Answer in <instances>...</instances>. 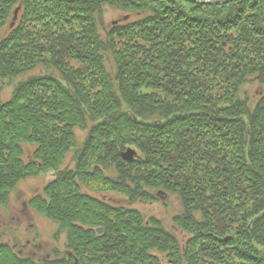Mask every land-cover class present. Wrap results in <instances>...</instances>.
Returning a JSON list of instances; mask_svg holds the SVG:
<instances>
[{
	"label": "trees",
	"instance_id": "1",
	"mask_svg": "<svg viewBox=\"0 0 264 264\" xmlns=\"http://www.w3.org/2000/svg\"><path fill=\"white\" fill-rule=\"evenodd\" d=\"M105 8L139 17L106 30ZM5 29L0 82L25 78L0 98V208L55 173L27 206L66 253L0 243V264H264V93L243 94L264 87V0H0ZM107 193L172 196L186 238Z\"/></svg>",
	"mask_w": 264,
	"mask_h": 264
},
{
	"label": "rangeland",
	"instance_id": "2",
	"mask_svg": "<svg viewBox=\"0 0 264 264\" xmlns=\"http://www.w3.org/2000/svg\"><path fill=\"white\" fill-rule=\"evenodd\" d=\"M19 9L14 11L13 23L10 28L14 27V22L18 16ZM115 10L105 8L104 11V28L108 30L113 23L124 24L127 21L137 19L139 15H128ZM7 32V29L0 33V37ZM25 77H19L11 81L0 82V98L1 101H6L11 96L13 87ZM264 93V87L259 86L256 82H251L243 87V94L247 97L250 106L256 103L258 97ZM76 139L78 144L83 142L86 133L76 129ZM28 154L31 152L28 148L25 149ZM65 165L71 167L70 156L67 158ZM55 173L52 171L41 174L36 178H26L22 180L17 187L12 191L8 204L5 208H0V243L12 244L17 241L18 255L29 257L35 261L52 260L54 252H57L60 257L65 253V238L64 235H58L55 239L57 226L45 217L36 215L31 211L27 202L29 199L39 194L42 188L54 178ZM97 196V195H96ZM104 201L114 206H123L131 209H136L144 216H155L163 220L164 225L172 231L179 239H185L186 235L173 227L170 218L174 214L179 213L180 207L177 201L172 196H162L155 203H135L129 205L126 199L115 193H107L97 196Z\"/></svg>",
	"mask_w": 264,
	"mask_h": 264
},
{
	"label": "water",
	"instance_id": "3",
	"mask_svg": "<svg viewBox=\"0 0 264 264\" xmlns=\"http://www.w3.org/2000/svg\"><path fill=\"white\" fill-rule=\"evenodd\" d=\"M187 2L193 3V4H200V5H221V4H227L228 2H230L231 0H225V1H221V2H197L195 0H186ZM16 14V12H15ZM14 14V15H15ZM136 156L135 151L131 150V149H127L123 154H122V159L126 162H131L134 157ZM97 233H101L102 229H97L96 230Z\"/></svg>",
	"mask_w": 264,
	"mask_h": 264
}]
</instances>
